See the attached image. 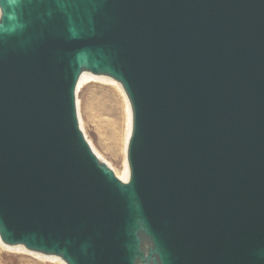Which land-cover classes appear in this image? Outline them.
I'll return each instance as SVG.
<instances>
[{"label": "water", "instance_id": "obj_1", "mask_svg": "<svg viewBox=\"0 0 264 264\" xmlns=\"http://www.w3.org/2000/svg\"><path fill=\"white\" fill-rule=\"evenodd\" d=\"M121 82L129 179L78 125ZM0 239L68 264H264V0H0Z\"/></svg>", "mask_w": 264, "mask_h": 264}, {"label": "rangeland", "instance_id": "obj_2", "mask_svg": "<svg viewBox=\"0 0 264 264\" xmlns=\"http://www.w3.org/2000/svg\"><path fill=\"white\" fill-rule=\"evenodd\" d=\"M78 98L83 127L88 139L107 162L122 171L123 154L120 153L119 138L115 139L114 147L109 133L113 128L121 130L123 125L121 104L112 87L107 83L89 81L80 87ZM110 99L112 102L109 101ZM112 118L116 119L114 123ZM8 250L0 249V264H53L51 261H41L27 253Z\"/></svg>", "mask_w": 264, "mask_h": 264}, {"label": "bare ground", "instance_id": "obj_3", "mask_svg": "<svg viewBox=\"0 0 264 264\" xmlns=\"http://www.w3.org/2000/svg\"><path fill=\"white\" fill-rule=\"evenodd\" d=\"M89 81H98L100 83L102 82V83L110 84V86L113 89V92L115 93V95L117 96V98L119 99V102L121 104L120 107L122 108V115H123V118H122L123 119L122 120L123 125H121L122 128H121V130L113 128L112 132H109V133H111V139L113 141L112 145L114 147L116 146V145H114L115 139L119 138V149H120V153L123 154L122 171L118 170L117 168L112 166V164H110L109 162H107L105 160V158L102 156V154H100L96 150V148L94 147L92 142L88 139V137L84 131V127H83L84 123H83V119L81 117V112H80V100L78 98V92L80 90V87L84 83H87ZM106 98H108V97H106ZM109 101L112 102L111 99ZM75 103H76V114H77V119H78V125H79V128L82 131L86 141L88 142L90 148L95 153V155L97 156L100 163H105L108 167H110L113 170L114 174L120 180H122L123 182H127L129 179V167H128V162H127V146H128V140H129L130 131H131V108H130L129 100L126 96V93L124 91V88H123L121 82L118 81L117 79L109 76V75L101 74V73H94V72H91L89 70L83 69V71L81 72V74L78 78L76 88H75ZM115 109H116V107H115ZM113 119L114 118H112V120ZM115 120L116 119L113 120V123L115 122ZM119 121L120 120H118V122ZM118 122H117V124H118ZM109 138H110V136H109ZM0 246H1V248L17 251L20 253H27L33 257L40 259L41 261H45V260L51 261V263H53V264H57V263L58 264H68L60 255L48 254V253H43V252H39L36 250L27 249L26 247H24L21 244H9V243L3 242L0 239Z\"/></svg>", "mask_w": 264, "mask_h": 264}]
</instances>
